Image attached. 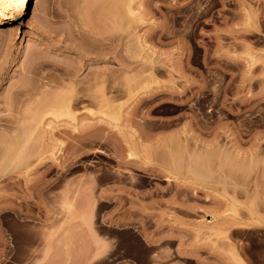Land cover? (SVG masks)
Wrapping results in <instances>:
<instances>
[{
    "label": "rangeland",
    "instance_id": "obj_1",
    "mask_svg": "<svg viewBox=\"0 0 264 264\" xmlns=\"http://www.w3.org/2000/svg\"><path fill=\"white\" fill-rule=\"evenodd\" d=\"M100 1L0 0V264H264V0Z\"/></svg>",
    "mask_w": 264,
    "mask_h": 264
},
{
    "label": "bare ground",
    "instance_id": "obj_2",
    "mask_svg": "<svg viewBox=\"0 0 264 264\" xmlns=\"http://www.w3.org/2000/svg\"><path fill=\"white\" fill-rule=\"evenodd\" d=\"M135 0H102V1H100L101 2V4H103L102 6H104L105 5V7H102V8H106L105 10L106 11H109L108 13H110L109 15H111V16H113V17H115V16H118V17H115V18H118V19H121V18H119V16L120 17H123L122 18V20L123 21H127V20H129L128 18H130V20H132L133 18H131L132 16L133 17H135L134 16V13H135V10H134V3H132V2H134ZM32 2V0H20V3H19V6L17 7V10L19 11V13L23 16L24 14H26V12L28 11V7L30 8V3ZM120 5H122V7H123V10H122V7H121V9H120ZM119 6V7H118ZM122 10V11H121ZM115 15V16H114ZM125 17H127V19L126 20H124L125 19ZM95 31H97V32H99L98 30H95ZM95 31H93V32H95ZM99 33H102L101 31L99 32ZM99 33H97V34H99ZM95 35H96V32L94 33ZM100 36V35H99ZM102 36V35H101ZM31 53H33V56H32V54ZM36 55V53L34 54V52H30V54H29V57L31 56V58H30V60L32 59V61H33V65L32 64H30V67L28 68V73L30 72V73H32V75H36V74H34V67H36V66H34L35 65V63H37L38 61H37V56H35ZM35 57H37V58H35ZM39 59V58H38ZM39 63H40V59H39ZM39 63L38 64H36V65H39ZM41 64V63H40ZM31 66H32V68H31ZM37 68V67H36ZM35 68V69H36ZM36 71H38V69L36 70ZM36 73V72H35ZM30 74H28V76H29ZM98 75H99V77H98ZM97 76H94L93 77V83H95L96 81L99 83V85L98 84H96L98 87H99V89H100V87L102 86L101 84H103L104 82H105V77H103L105 80L103 81V78H102V74H98ZM30 77H32L31 75L29 76V78ZM97 77V80H95V82H94V79ZM32 78H34V77H32ZM31 78V79H32ZM34 79H32V80H30V81H33ZM73 80H74V78L69 82L68 81V83H69V85L70 84H74L75 83V81L73 82ZM77 80H79V82H80V79H77ZM35 81V82H34ZM32 83H34L35 84V86H36V79L34 80ZM82 81V80H81ZM78 81H77V83H79ZM103 82V83H102ZM28 83H30L31 84V86H34V85H32V83L31 82H28ZM30 84H26V86L27 85H29L30 86ZM47 84V83H46ZM39 85V84H38ZM38 85H37V88H38ZM66 85V86H65ZM24 87H22L21 85L20 86H18V87H22V89H18V87H17V89H18V92H20V93H22L23 95H21L22 97H26V96H24V95H29L30 97H32V96H36L37 94H35V92L37 91V89H36V87L34 86V88L36 89H33L34 90V93H33V91L31 90V89H29V86H28V88L25 86V85H23ZM30 86V87H31ZM40 86H41V84H40ZM46 86V85H45ZM45 86H43V87H40V88H38V90H39V92H40V95L39 96H43L44 95V97L43 98H45V94H44V91L42 92L41 90H44V89H42V88H45ZM63 86V85H62ZM64 86L66 87V88H68V86H67V84H64ZM71 86V85H70ZM20 90V91H19ZM17 92V91H16ZM39 92L37 91V93L39 94ZM100 92V91H99ZM20 93H18V94H16V95H20ZM33 94L32 96L30 95V94ZM42 93V94H41ZM71 93V92H70ZM72 94V95H71ZM71 94H67V96H66V98H64L65 100H64V104H66V103H68V101H71V99H72V101L73 102H75L73 99H75L76 98V96L78 97V95H74L73 93H71ZM74 95V96H73ZM100 95V94H99ZM98 95V96H99ZM29 96H27V97H29ZM34 96V97H35ZM38 96V95H37ZM17 97V100L20 98L19 96H16ZM73 97V98H72ZM81 99H83L81 96H79ZM96 96L94 95L92 98H95ZM79 99V98H78ZM19 101H20V99H19ZM76 101H78V100H76ZM66 102V103H65ZM70 103V102H69ZM68 103V104H69ZM76 103V102H75ZM68 104H66V106L65 105H63L64 107H62V111H61V109L60 108H58V110H57V108L55 109V110H57L58 112H60V114H58L57 112H53V111H55L54 109H52V108H50V109H52L53 111H51V110H49V109H47V110H49L48 112H46V113H39L41 116H38V119L40 120V122H41V117L43 116L44 117V115L46 114V115H48L49 113H50V111H51V113L49 114V115H51V116H61V113L63 112V111H65L66 113H62L63 115H66V114H68V112L67 111H70V110H68L69 109V107L71 106V105H69V106H67ZM30 111L33 113V110H29L28 112L29 113H27V116H28V118L30 119V117H31V115H33V116H36L37 117V115H38V112H37V114H35V113H30ZM44 111V110H43ZM35 112V111H34ZM70 113H71V111H70ZM69 113V114H70ZM30 115V117H29V115ZM35 114V115H34ZM54 114H58V115H54ZM45 115V116H46ZM73 116V115H72ZM36 117H34V119L33 118H31L30 120H36L37 118ZM40 117V118H39ZM43 119V118H42ZM39 120H37V121H35V122H33V125L35 124L36 126H33V125H31V126H33L32 128L34 129V128H36L37 127V123H38V125H39ZM29 121V120H28ZM17 126V125H16ZM15 126V127H16ZM23 125L21 124V126L20 125H18L17 126V128H15V129H13V132H14V136L15 135H20V132H22L23 130L26 132V129H27V132H29V129H30V127H27V128H25V129H23L24 128V126L22 127ZM32 128H31V131H33L32 130ZM16 129H17V131H16ZM76 129V128H75ZM74 130V127H73V129H72V131ZM23 131V133H25ZM15 132H17V134L15 133ZM23 133H21V135H20V138L18 139V140H21V141H23L22 143H24L25 141L24 140H22L21 138H24L25 137V135H23ZM22 135H23V137H22ZM17 138H18V136H17ZM26 138V137H25ZM24 138V139H25ZM27 139V138H26Z\"/></svg>",
    "mask_w": 264,
    "mask_h": 264
}]
</instances>
